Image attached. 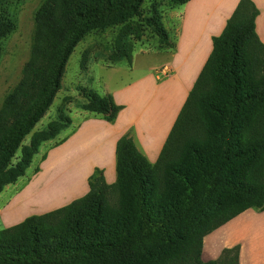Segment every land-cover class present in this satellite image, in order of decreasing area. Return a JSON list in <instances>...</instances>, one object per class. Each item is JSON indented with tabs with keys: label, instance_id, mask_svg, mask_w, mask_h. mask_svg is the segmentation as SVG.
<instances>
[{
	"label": "trees",
	"instance_id": "1",
	"mask_svg": "<svg viewBox=\"0 0 264 264\" xmlns=\"http://www.w3.org/2000/svg\"><path fill=\"white\" fill-rule=\"evenodd\" d=\"M168 1L173 6L189 2ZM54 2H45L36 13L29 59L0 108V193L24 176L41 142L71 126L70 118L60 113L38 139L34 135L22 146L62 89L75 47L88 33L142 18L144 0ZM258 15L251 0H239L221 34L212 39L211 53L155 163L148 162L130 137L122 136L115 146V182L107 184L95 170L83 197L0 230V264H117L166 248L171 250L153 264H240V246L224 249L219 260L203 262L202 244L205 236L248 209L264 211V44L256 34ZM142 20L161 46L172 48L156 11ZM13 29L0 11V34ZM132 53V43L117 39L109 61L131 64ZM85 64L83 59L82 69ZM242 85L248 91L242 93ZM220 89L221 106L214 101ZM82 95L83 110L107 123L122 110L110 95L91 90H82ZM244 111L248 118L240 124ZM19 149L21 156L12 165ZM185 160L191 175L180 168ZM238 165L245 167L235 176L232 169ZM169 178L181 191L176 199L165 198ZM114 197L122 202L116 207L129 200L130 221L117 218L123 210L111 208L108 202ZM221 198L228 203L215 202ZM209 202L217 210L199 225V213ZM105 211L111 222L103 221Z\"/></svg>",
	"mask_w": 264,
	"mask_h": 264
},
{
	"label": "rangeland",
	"instance_id": "2",
	"mask_svg": "<svg viewBox=\"0 0 264 264\" xmlns=\"http://www.w3.org/2000/svg\"><path fill=\"white\" fill-rule=\"evenodd\" d=\"M217 1L210 0L209 6ZM45 2L55 4L54 0H6L3 4L0 2V11L5 12L14 25L12 32L0 34V108L5 97L12 92L22 77V68L29 59L33 42L35 15ZM191 5L194 11L200 6L196 7L195 2ZM176 7L168 0H144L140 8L141 17H151L156 11L168 36L172 38L174 28L170 17L171 10ZM193 8L190 10L193 11ZM142 18H134L122 25L88 33L75 47L65 68L62 89L43 118L25 138L22 146H28L34 135L38 139V134L54 122L60 113L70 118L71 126L61 131L53 140L41 142L38 153L33 157L24 176L17 179L14 184L3 187L0 193V230L17 225L29 216L51 212L83 197L88 192V179L95 170L103 174V168L96 167L95 162L101 154L99 140L109 134V127L112 124L107 123L100 115L83 110L86 101L82 90H91L100 96L110 95L114 97L116 105L130 103L134 115L136 113L140 116L144 115L148 120V128L154 126L161 132L160 138L165 128L172 124L181 107L185 90L183 84L186 78L182 77V74L168 78L172 76L170 72L168 77L161 72V68L170 62V53L160 52L167 47L159 44L157 37L145 26ZM117 39L132 43L131 64L126 61L119 63L109 61ZM83 59L86 60L85 69L81 68ZM241 90L242 93L246 92L248 87L242 85ZM214 101L219 106L223 105L224 97L221 89ZM240 118V124L246 122L248 112L244 111ZM214 133L219 135L216 123ZM104 150L107 154L109 150L107 144ZM43 155L46 157L44 160ZM20 156L19 149L12 160V165ZM243 167L245 165L234 167L232 169L234 175L239 176ZM180 168L186 170L189 175L192 174L187 160L181 163ZM104 169L106 182L110 180L114 183L115 159L113 165L106 162ZM180 194L177 184L169 178L165 198L176 199ZM216 201L222 204L228 203L223 198ZM108 203L113 209L123 210V214L117 216L118 219L127 222L132 219L133 210L127 198L121 207H116L122 202H116L115 197ZM216 210L217 207L213 202L205 205L198 216L199 225L203 224L205 217L214 214ZM249 210L257 214L264 213L254 208L247 211ZM105 213L106 211L103 213V221L111 222V217ZM185 229L183 234L186 233ZM242 230L246 236L243 251L246 249V254L255 252L257 256L264 258V234H262L264 224L259 218L251 219ZM205 237L202 244V261L219 260L224 249L220 254L217 252L218 255L212 259L206 252L208 245L204 249ZM213 244L216 242L210 243L211 246ZM170 250L171 248L160 249L153 251L150 257L134 256L117 264H153ZM246 264H249V261L246 260Z\"/></svg>",
	"mask_w": 264,
	"mask_h": 264
},
{
	"label": "crops",
	"instance_id": "3",
	"mask_svg": "<svg viewBox=\"0 0 264 264\" xmlns=\"http://www.w3.org/2000/svg\"><path fill=\"white\" fill-rule=\"evenodd\" d=\"M251 1L259 11V15L255 21L256 34L259 40L264 44V0ZM194 2L196 7L200 5L197 7V11H194L195 9L192 7L193 5H191ZM238 2L239 0H218L216 3L209 6L210 0H201L199 2L196 0H189L185 5L177 6L171 10L170 21L174 29L173 35L171 36L172 38L168 37L172 48H165L160 51H169L170 62L161 68V72L166 77H168V73L170 72L172 76L168 78H175L181 74L182 77L186 78V82L183 84V89L185 88V90L183 92L184 94L182 96L179 112L211 53L212 39L221 34ZM191 8H193V11L190 10ZM262 19L263 21H261ZM113 101L115 102L114 97ZM117 105L122 106V110L118 113L115 121L111 123L109 134L99 140L101 148L99 152H101V154L96 160L95 166H101L103 168V176L105 163L114 164L116 142L125 135L132 139L137 150L149 163H155L179 114L178 112L171 125L167 126L165 130L163 129L164 134L162 138H160L161 132L154 126L148 128V120L145 119L144 115L140 116L138 113L134 115L130 103H117ZM106 144L109 146L107 154L104 150ZM110 183L111 181L109 180L107 184H113ZM252 212V210H249L242 213L225 224L218 231L205 237L204 249L205 246L208 245L206 248L207 255L215 259V255L220 254L223 249H230L239 245L240 264H246V260L247 262L249 261V264H264V258L257 256L255 252L248 255L246 254V249L243 251V245L245 244L244 239L246 238V236H244V230H242L243 226L251 219L258 218L261 223L264 224V213L257 214ZM262 234H264L263 230ZM215 242L216 244H213V246L210 245V243Z\"/></svg>",
	"mask_w": 264,
	"mask_h": 264
}]
</instances>
